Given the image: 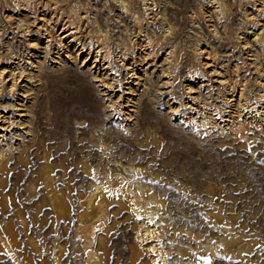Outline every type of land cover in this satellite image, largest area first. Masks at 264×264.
I'll return each mask as SVG.
<instances>
[{"label": "rangeland", "instance_id": "374dc122", "mask_svg": "<svg viewBox=\"0 0 264 264\" xmlns=\"http://www.w3.org/2000/svg\"><path fill=\"white\" fill-rule=\"evenodd\" d=\"M0 154V264H264V0H0Z\"/></svg>", "mask_w": 264, "mask_h": 264}, {"label": "bare ground", "instance_id": "6f19581e", "mask_svg": "<svg viewBox=\"0 0 264 264\" xmlns=\"http://www.w3.org/2000/svg\"><path fill=\"white\" fill-rule=\"evenodd\" d=\"M0 155H1V154H0ZM1 159H2V158H1ZM1 159H0V160H1ZM96 187H97V186H96ZM99 190H100V189H99ZM101 198H103V197H101ZM101 215H102V214H101ZM149 231H150V230H149ZM200 255H201V254H200ZM198 259H199V258H198ZM202 259H203V257H202ZM204 259H205V258H204ZM201 261H202V260H201Z\"/></svg>", "mask_w": 264, "mask_h": 264}]
</instances>
